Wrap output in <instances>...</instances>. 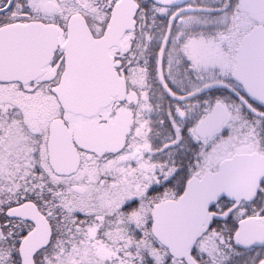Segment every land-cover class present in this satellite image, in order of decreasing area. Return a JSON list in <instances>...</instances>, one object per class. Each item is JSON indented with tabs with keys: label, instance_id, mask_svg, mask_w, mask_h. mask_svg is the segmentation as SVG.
<instances>
[{
	"label": "snow or ice",
	"instance_id": "6c2138e0",
	"mask_svg": "<svg viewBox=\"0 0 264 264\" xmlns=\"http://www.w3.org/2000/svg\"><path fill=\"white\" fill-rule=\"evenodd\" d=\"M0 264H264V0H0Z\"/></svg>",
	"mask_w": 264,
	"mask_h": 264
}]
</instances>
